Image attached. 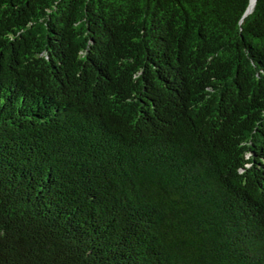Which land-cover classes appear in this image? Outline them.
I'll list each match as a JSON object with an SVG mask.
<instances>
[{"label": "trees", "instance_id": "1", "mask_svg": "<svg viewBox=\"0 0 264 264\" xmlns=\"http://www.w3.org/2000/svg\"><path fill=\"white\" fill-rule=\"evenodd\" d=\"M250 2L0 0V264H264Z\"/></svg>", "mask_w": 264, "mask_h": 264}, {"label": "bare ground", "instance_id": "2", "mask_svg": "<svg viewBox=\"0 0 264 264\" xmlns=\"http://www.w3.org/2000/svg\"><path fill=\"white\" fill-rule=\"evenodd\" d=\"M253 4H254V0H251L250 2V9L253 7ZM250 9L248 10V12L250 11ZM252 12V11H251ZM250 13V12H249Z\"/></svg>", "mask_w": 264, "mask_h": 264}, {"label": "water", "instance_id": "3", "mask_svg": "<svg viewBox=\"0 0 264 264\" xmlns=\"http://www.w3.org/2000/svg\"><path fill=\"white\" fill-rule=\"evenodd\" d=\"M247 14H249L248 9H247L246 15H247Z\"/></svg>", "mask_w": 264, "mask_h": 264}]
</instances>
